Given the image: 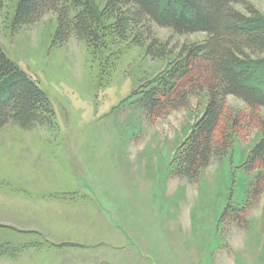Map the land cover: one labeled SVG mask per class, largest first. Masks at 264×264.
<instances>
[{
    "label": "rangeland",
    "instance_id": "1",
    "mask_svg": "<svg viewBox=\"0 0 264 264\" xmlns=\"http://www.w3.org/2000/svg\"><path fill=\"white\" fill-rule=\"evenodd\" d=\"M18 1L0 7V48L46 92L55 126L0 129V264H264V192L246 228L220 222L229 201H249L260 170L242 165L262 138L264 108L191 180L172 162L206 110L207 89L155 117L139 102L207 33L152 23L144 45L134 34L97 51L75 36L53 45L57 15L14 27ZM106 1L95 0L100 9ZM247 1L264 17V0ZM154 41L165 56L148 52ZM251 58L249 80L264 84V52ZM228 104L251 113L238 97Z\"/></svg>",
    "mask_w": 264,
    "mask_h": 264
},
{
    "label": "trees",
    "instance_id": "2",
    "mask_svg": "<svg viewBox=\"0 0 264 264\" xmlns=\"http://www.w3.org/2000/svg\"><path fill=\"white\" fill-rule=\"evenodd\" d=\"M6 1L0 0V7ZM48 13L57 15L53 45L75 36L94 51L106 47L109 39L124 42L131 34L144 45L152 23L181 34L207 33L205 41L184 47L185 56L140 93V104L155 117L184 104L198 88L208 91L204 114L172 162L176 175L197 180L215 157L227 153L239 132L253 126L256 112L264 108V84L249 80L254 69L251 56L264 52V17L247 0H107L103 9L95 0H19L13 25L34 24ZM148 52L156 57L166 54L156 41ZM229 96L242 99L251 113L230 109ZM11 123L23 129L54 127L55 110L40 85L23 75L0 48V129ZM259 126L262 138L242 165L247 172L260 170L250 186L249 201L243 205L229 201L220 220L240 228L248 226L249 209L264 192V121Z\"/></svg>",
    "mask_w": 264,
    "mask_h": 264
},
{
    "label": "bare ground",
    "instance_id": "3",
    "mask_svg": "<svg viewBox=\"0 0 264 264\" xmlns=\"http://www.w3.org/2000/svg\"><path fill=\"white\" fill-rule=\"evenodd\" d=\"M37 243V242H36ZM34 245V244H33Z\"/></svg>",
    "mask_w": 264,
    "mask_h": 264
}]
</instances>
